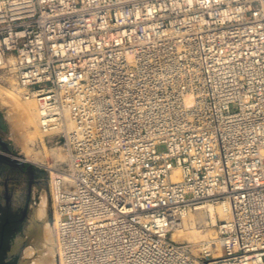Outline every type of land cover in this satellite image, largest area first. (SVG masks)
I'll return each instance as SVG.
<instances>
[{
    "label": "built area",
    "instance_id": "1",
    "mask_svg": "<svg viewBox=\"0 0 264 264\" xmlns=\"http://www.w3.org/2000/svg\"><path fill=\"white\" fill-rule=\"evenodd\" d=\"M2 71L65 155L59 264H264V0H0ZM204 203L215 258L170 238Z\"/></svg>",
    "mask_w": 264,
    "mask_h": 264
},
{
    "label": "rangeland",
    "instance_id": "2",
    "mask_svg": "<svg viewBox=\"0 0 264 264\" xmlns=\"http://www.w3.org/2000/svg\"><path fill=\"white\" fill-rule=\"evenodd\" d=\"M11 89L17 92L19 99L17 98L15 102L13 101V99H11L9 101L10 103L11 101H13L12 104L8 102L7 105H4L2 108H0V140L7 146V148L10 151V154L13 157L29 165L32 171L28 172L22 169H16L15 167H11V166L0 167V188H4L5 193L8 194L9 205L11 207V210L25 211L24 220L20 224L19 230L16 232L13 239L9 242L6 254L9 255L8 256L9 259L17 256L18 258L16 264H20L22 260L21 259L22 250L26 248L32 249L33 247L34 249V250L32 249L33 255L31 254L32 257L30 255V257H28L27 260L32 261L35 259H39L40 257L39 249H37V247H35L36 245L34 244L37 242L36 239L37 240L41 239V235H39L40 233L38 232L40 230H36V229L34 230L32 228L31 230H34L35 233L29 236H26L25 233L28 231V228L30 226L34 227L33 226L35 223L34 212L38 208L39 204L43 202L42 201L43 199L45 201L44 207H45L46 217H45V222L41 224L43 226L41 228V231L43 232L46 230L47 232L46 235L49 234L48 236L50 238L45 235L44 239H46L47 244L50 243L49 245L52 247L53 250V255H48L47 259L49 260V262H52L50 261V259L53 260L54 258L53 260L54 262H52V264H59L56 257V251L54 246L53 224H52L53 213H52V203L50 196V177L52 176V172H53L52 169L55 166H61L65 164V155L63 150L61 149V143L56 144L55 141H48L45 138L44 134L40 135L41 133H38V129L37 128L35 129V127L37 126L35 122L36 121L35 117L37 118L35 100L34 99L23 100L22 98H20L23 97L24 92L17 86L14 75L6 71L0 72V100ZM26 118L30 119L29 121L31 122L30 123L27 120L28 125L26 122ZM8 119L9 120L15 119V120L14 121L10 120V124H9ZM24 120L26 124L24 123ZM17 124H18V129H16ZM29 137L31 138V140H28ZM163 150H164L163 146L158 147V151H163ZM173 165H174L173 162L170 163V166ZM1 193L2 192H0V202L4 204L3 195ZM207 204L210 203H204L203 205H207ZM212 205L218 206L219 204H212ZM195 212L196 210H192L183 219L182 228L184 230H187L190 227L191 222H189L188 216L191 215L194 218ZM226 219H224L223 221H225ZM223 221L219 220L217 217L214 219L213 223H211L210 220H205L204 222L201 223L200 222L197 223L196 221L194 222L195 223L194 224L192 221L194 228L199 232V235L202 236L200 238L203 239H200L199 242L197 243H193V242L189 243L186 242V240L183 241L173 240V241L184 244L189 243L192 250V255L194 257L202 256V250L204 248H210L213 245H216L218 246L217 250L215 251L212 250V252H210L211 253L210 258L218 257L220 255V250L216 239V227L219 225V223ZM36 232L38 233L36 234ZM18 239L21 240L20 249L18 253L16 252L11 255L10 254L11 246L14 243V241ZM46 247H48V245H45V248ZM207 260L208 259H206L205 261Z\"/></svg>",
    "mask_w": 264,
    "mask_h": 264
},
{
    "label": "bare ground",
    "instance_id": "3",
    "mask_svg": "<svg viewBox=\"0 0 264 264\" xmlns=\"http://www.w3.org/2000/svg\"><path fill=\"white\" fill-rule=\"evenodd\" d=\"M19 90V89H18ZM21 92V91H19ZM21 94V93H20ZM19 99L18 97V94L16 91L14 90H9L5 96L0 100V108H2L4 105H7V103L13 99V101L15 102L16 99ZM22 98L23 100H30L32 98H26L24 95L23 97H20ZM13 101H11L10 104L13 103ZM9 104V105H10ZM33 105V104H32ZM12 119V118H11ZM10 119V120H11ZM36 119V127L35 129L37 128L38 129V133H41L40 135H42V130L40 129L39 127V124H38V120L37 118L35 117ZM9 120V119H8ZM10 120H9V124H10ZM15 119L11 120V121H14ZM27 120L29 121L30 119L26 118V122ZM30 122V121H29ZM15 123V122H14ZM24 123H25V120H24ZM31 123V122H30ZM30 123H29V126H30ZM26 124V123H25ZM35 124V123H34ZM13 125V124H12ZM27 125H28V122H27ZM26 125V126H27ZM25 126V125H24ZM16 127V125H15ZM28 127V126H27ZM13 129V128H12ZM18 129V124H17V128ZM37 131V130H36ZM14 134V133H13ZM19 134V133H18ZM23 134V133H22ZM22 136V135H21ZM24 136V135H23ZM16 137V136H15ZM26 137V136H25ZM24 137V138H25ZM31 137V136H30ZM29 137L28 140H31V138ZM34 137V136H33ZM32 137V139H33ZM42 137V136H41ZM19 138V136H18ZM21 138V137H20ZM27 140V139H26ZM25 142V141H24ZM25 144V143H24ZM30 150V149H29ZM25 152V151H23ZM30 152V151H29ZM30 154V153H29ZM28 156V155H27ZM36 156V155H35ZM181 177V173L178 169H175L173 171V179L175 180H179ZM43 202H41V204H39L38 208L35 210L34 212V218H35V223H34V227H29L28 228V231L25 233L26 236H29V235H33L35 232L34 230H40L38 231L41 235V239L37 240L36 239V243L34 245H36L35 247H37V249H39V259H35V260H32V261H28L27 258L30 257V255L32 254L33 255V247L32 249L31 248H26L24 250H22V260L20 262V264H52V262H54V258L53 260H51L50 258V261L52 262H49V260L47 259L48 255H53V250H52V247L46 243V239H44V236L46 235V230L45 231H41V228L43 227L41 224L43 222H45V217H46V212H45V201L42 199ZM196 212L194 213V218L193 216H188V219H189V222L190 223V227L187 229V230H184L182 227L183 225L180 224L171 234V239L172 240H175V241H183V240H186V242H193V243H197L199 242L200 239H203V238H200L202 236L199 235V232L194 228L193 226V223L197 221L198 222H204L205 220H210L211 223L214 222V219L217 217L219 220L223 221L224 219L228 218V213H229V208H228V205L226 203H220L218 206H213L212 204H207V205H203V206H199L197 207L196 209ZM201 210V211H200ZM198 211V212H197ZM185 218V217H184ZM193 221V223H192ZM195 224V223H194ZM29 226V225H28ZM34 229V230H31V229ZM36 232V234L38 233ZM35 234V235H36ZM49 235V234H48ZM46 235V236H48ZM37 237V236H36ZM40 237V236H39ZM49 237V236H48ZM38 238V237H37ZM50 238V237H49ZM21 239V238H20ZM45 240V241H44ZM24 241V240H23ZM20 243H21V240H16L14 241V243L12 244L11 246V249H10V254H14V253H18L19 249H20ZM33 243V242H32ZM188 243V244H189ZM187 244V243H186ZM33 245V244H32ZM45 245H48V247L45 248ZM217 247L216 245H213L212 247L210 248H206L207 250L206 251H209V252H212V250H217ZM213 248V249H212ZM36 254V253H35ZM31 255V257H32ZM45 257V258H44Z\"/></svg>",
    "mask_w": 264,
    "mask_h": 264
},
{
    "label": "flooded vegetation",
    "instance_id": "4",
    "mask_svg": "<svg viewBox=\"0 0 264 264\" xmlns=\"http://www.w3.org/2000/svg\"><path fill=\"white\" fill-rule=\"evenodd\" d=\"M3 143L0 140V156L6 157L8 159H11L10 157V151L7 148L6 145H2ZM11 165L5 162H0V167H10ZM13 167V166H11ZM16 169H23L25 170V166L15 167ZM0 192L3 195L4 204L0 202V253L3 251L5 246V236L7 233L13 230H17L18 226L23 222L25 217V211H13L11 210V207L9 205V197L8 194L5 193L4 188H0ZM7 251L4 254V257L6 256L5 261L10 262L11 259L8 258L9 255L6 254Z\"/></svg>",
    "mask_w": 264,
    "mask_h": 264
},
{
    "label": "trees",
    "instance_id": "5",
    "mask_svg": "<svg viewBox=\"0 0 264 264\" xmlns=\"http://www.w3.org/2000/svg\"><path fill=\"white\" fill-rule=\"evenodd\" d=\"M20 225L18 226L17 230H13L10 231L9 233H7V235L5 236V246L3 251L0 253V264H16L15 260H12L10 262H6L5 261V257L4 254L7 251L8 248V244L9 242L13 239V237L15 236L16 232L19 230Z\"/></svg>",
    "mask_w": 264,
    "mask_h": 264
},
{
    "label": "water",
    "instance_id": "6",
    "mask_svg": "<svg viewBox=\"0 0 264 264\" xmlns=\"http://www.w3.org/2000/svg\"><path fill=\"white\" fill-rule=\"evenodd\" d=\"M2 145H5L4 143H1ZM0 162H5V163H8L10 164L11 166L13 167H20V166H25V171H28V172H31V167L29 165H27L26 163H23V162H20L18 161L16 158H11V159H8L6 157H2L0 156ZM23 170V169H22ZM17 256L11 258V260H15L17 262Z\"/></svg>",
    "mask_w": 264,
    "mask_h": 264
}]
</instances>
